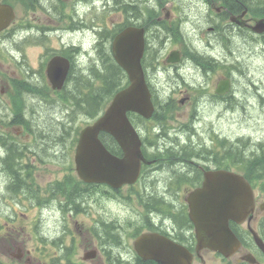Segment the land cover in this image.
Returning <instances> with one entry per match:
<instances>
[{
    "label": "flooded vegetation",
    "instance_id": "1",
    "mask_svg": "<svg viewBox=\"0 0 264 264\" xmlns=\"http://www.w3.org/2000/svg\"><path fill=\"white\" fill-rule=\"evenodd\" d=\"M106 1L114 2V11H119L120 7L125 6L124 13L116 15V21L122 19L126 25L135 24L134 26L145 30L144 64L148 82L160 103L173 105L176 125L174 139H170L168 131L143 132V152L145 150L146 156L150 155L151 158L148 160L151 162L145 166H149L147 169L150 170L147 171V177L145 173L140 183V193L135 194L134 198L129 195L122 199L106 185L83 184L72 178L67 183L71 174L75 176L71 167L72 159L74 160V154L71 155L73 146L70 145H64L70 159L67 174L54 179L49 176L47 184L42 186L40 174H37L38 169H46L45 159L51 160V153L57 155L51 151L55 147L61 150L63 145L46 146L42 143L45 139H41L42 142L37 148L35 133L24 135L22 131L15 137L21 145L13 147L17 154L13 166L18 168L19 172L12 168L10 175L11 179L13 177L11 183L15 182L17 185L10 187V191L2 200L4 202L8 199L15 206H20L19 202L26 204V195L38 192L45 198V208L29 209V214L15 208H3L0 218L4 228L24 235L23 250L30 242L37 245L27 251L32 255L29 257L30 264H139L136 254L131 253V248L134 237L142 232H157L195 254V231L187 218L183 201L182 204L180 202L179 192L174 193V189L181 186L179 179H186L193 184L200 178L202 171L230 168L247 176L253 187L255 208L250 226L264 237V140L262 143H253L246 148L241 147L238 151L227 153L222 145L227 139L226 134L212 135L209 127L205 150L211 157L208 164L202 165L192 156L193 151L188 143L189 131L184 123H179L180 108L192 105L196 100L194 94L190 93L192 85L187 76L192 66L185 64V59L176 64L168 63L167 57L173 51L178 52L182 58L188 55L191 40L185 27L187 22L177 23L178 13L174 3L147 0ZM201 2L213 7L220 15V24L208 29L212 33L207 38L201 33L205 43L204 64L196 67L197 72L203 75L202 85L206 90L204 99L210 112L217 111L221 121L223 114L230 111H235L233 115L238 117L240 108L235 105L244 103L254 106L258 117L264 115V34H255L251 30L250 26L254 24L255 18H246V23L239 18L243 12V0H221L220 4L213 0ZM77 3L91 23L96 27L100 26L97 16L93 13L94 9L90 10L97 0H29L31 35L27 38L17 36L15 51L22 56L26 55V50L20 49L19 45L27 43L29 48H36L43 52V55L77 57L84 54L90 57L101 54L99 43L105 47L107 42H110V33L104 30L102 36V33L96 32L92 36L81 35L76 25L82 19L79 17L82 11L79 12L80 9L74 7L72 19L67 15L71 6ZM18 8L22 10V4H18ZM22 12L24 13L23 10ZM37 43L49 46L36 45ZM13 52L14 50H7L6 54L16 58ZM3 69L4 65L0 63V73ZM168 69L173 71L174 80L172 93L165 97L158 87L157 72L167 75ZM225 79L230 81L231 89L228 93L220 95L216 92L217 86ZM228 109L230 111L227 113ZM183 118L184 122L189 119L186 116ZM256 126L258 137L264 138V117L261 121L256 120ZM238 133L240 134L236 137L245 136L241 130ZM170 152L173 154L170 155ZM188 187L184 189L187 190ZM3 189L5 190L6 186ZM162 194L165 195V201L162 198L161 200L165 203L153 207L152 203L147 201L150 196ZM31 199L33 203L37 200L36 196ZM113 224L118 226L115 245L107 241V237L112 239L107 232ZM248 227V223L240 226L242 230ZM10 239L15 242L14 238ZM40 239H43V242ZM17 248L19 249V245ZM254 251L258 252L256 249ZM254 251L244 247L232 258L217 261L219 264H251L243 257ZM93 255V258H85ZM257 260L258 264H264V258H260L258 254ZM193 264L207 262L200 254H196Z\"/></svg>",
    "mask_w": 264,
    "mask_h": 264
},
{
    "label": "water",
    "instance_id": "2",
    "mask_svg": "<svg viewBox=\"0 0 264 264\" xmlns=\"http://www.w3.org/2000/svg\"><path fill=\"white\" fill-rule=\"evenodd\" d=\"M13 18V9L0 4V30L5 28ZM255 30L262 32L264 21L259 22ZM113 51L116 61L128 73L131 84L113 98L102 117L82 132L77 151V162L79 174L84 179H98L118 186L135 181L141 168V142L127 117V112L135 111L145 117H150L153 106L140 64L143 53L142 32L135 29L123 31L116 38ZM68 68L69 63L65 59L57 58L50 63L48 76L55 89L62 88ZM101 132H107L117 140L124 151V158H116L106 151L99 140ZM225 176L230 178L231 175L228 173ZM231 181L229 180V184ZM208 190L209 184L206 180L204 188L191 197L192 216L200 232L215 225L214 216H212L215 201L209 202L207 199L209 198L206 195ZM220 226H225V223ZM208 244L222 252L227 250V247L219 241H211Z\"/></svg>",
    "mask_w": 264,
    "mask_h": 264
},
{
    "label": "rangeland",
    "instance_id": "3",
    "mask_svg": "<svg viewBox=\"0 0 264 264\" xmlns=\"http://www.w3.org/2000/svg\"><path fill=\"white\" fill-rule=\"evenodd\" d=\"M174 1H178L180 3L183 4V6L186 8L184 10V14L186 13L187 17L189 18V23H187V27L189 28V30H192L194 27H197L199 29V27H206V26H212L213 22L207 21L206 17L207 16V12H206V8L204 6V4L201 2V0H174ZM20 11L21 9L18 8ZM18 13V11H17ZM20 20L21 17L19 15ZM26 18V20L28 19V17H24ZM215 22H217V20H215ZM192 33H195V38L197 40V48H199L201 50V48L203 47V41H201L198 37H197V29H194L191 31ZM193 35V34H192ZM8 40H12L11 37H8ZM0 45L4 48V49H8V50H12V47L10 45L9 42H2L0 43ZM14 55H17V61L20 62L21 64H23L24 62H27V65L29 67H31L34 71H37L40 65V62L43 60V58H41V56H43V52L39 51L36 48H30L26 50V56L27 57H22L20 56V54L15 53V51L13 52ZM91 60H93V58H89V56L86 55H82L77 59V64H78V69H79V73H82L84 70L87 69V67L89 65H91ZM12 62H14L15 64H17L15 62L14 59H12ZM7 63H9V61H5V65L4 66V71L3 74H0V92L3 90L5 81L3 80L4 77V73L9 76V75H14L17 78L21 77V73L19 72V68L17 65L13 64L14 66H8L6 65ZM97 63V61H96ZM97 65H99V63H97ZM9 75H8V74ZM196 78H200V76L198 74H196L195 76ZM80 77H78L79 79ZM164 82V81H163ZM5 99V97H0V101H3ZM58 101H59V97L53 95L52 98L50 99V102H47L46 100L40 99V100H33L32 102V96H28L25 99V104H26V116L29 119V123L30 125L33 127V124H39L40 126H49V131H35V135L38 134L39 132V137L40 136H51L53 134L59 135L57 137H60L61 135H63L64 137L67 136L68 133V127H69V123L70 121L66 122V113L65 111H63L64 105L63 103H61V105H58ZM247 111L244 110V112L242 111V115H244V119L243 118H238L237 116H234V112L235 111H230L228 109L227 113L228 114H223L224 116L222 117L223 120L219 121L220 124H217V116L216 114H212V115H208L207 113V107L204 104H200L197 109L199 110L200 116H201V122H197L196 128L199 129V131L201 132V134H196L194 132H189L188 134V143L190 144V150H194L195 149H199L201 152V158L197 159L198 162L202 165L204 164H208L210 162L209 158L211 157L207 151L205 150V141L207 140L206 134L204 133L205 127L207 126V124L209 123L210 120H212L214 122V126L211 127V130L214 133H221L220 135H223L224 133L226 134V138L224 140V144L223 147H225L227 149V151L231 150H240V147L242 148H246L248 145L245 141L246 137L245 136H240V137H236L238 136L240 133H238L240 130L241 132H243V135L245 132H248V134L252 131L253 126H256V120L258 119H262L264 117V115H260V117H258V114L255 112V110H253L254 112H249L248 114V109L250 110L251 106L247 104L246 106ZM60 112L58 114H56V112ZM238 113H240V111H238ZM55 114V115H54ZM53 116L55 117V119L58 120L57 123H53L52 119ZM248 116H252V119H248ZM225 117V118H224ZM237 117V118H235ZM10 117L8 115L2 116L1 114V106H0V127L2 128V123L1 121H7L9 120ZM85 120L86 118H81V120L78 122V124L80 125L82 123V121ZM239 122V125H241L242 127H238L237 123ZM34 122V123H33ZM234 122H237L236 124ZM67 127V128H66ZM56 129V132H53V130ZM55 131V130H54ZM236 131V132H235ZM11 134L14 135H18L21 134L20 128L18 127H13L12 129H10L8 131ZM255 134L258 137L257 132L255 131ZM208 135V133H207ZM254 139H256L255 137H252ZM260 138V137H259ZM241 141V143H238V141ZM50 142V141H49ZM51 141L50 146H56L54 144V142ZM5 146L6 143L2 140H0V150L1 152H3L5 154L6 150H5ZM36 147L39 148V144L38 142H36ZM62 149L60 150L59 147H55L51 152H55L57 153V155H52L51 153V160L50 159H45L46 162V169H38L39 171L37 172V174H40V184L43 186L45 184H47V179L49 178V176L51 177V179H54L55 177H62V175L67 174L66 173V169L69 166L70 159L66 154V146H61ZM238 148V149H237ZM50 149V148H49ZM37 152V149H35ZM51 150V149H50ZM62 153V156H61ZM1 154V153H0ZM205 157V158H204ZM214 160V158H213ZM2 159L0 158V164H1ZM2 177L6 178L7 181L9 182V191H10V184L11 187H15L17 184L15 182L11 183V181L13 180V177L11 179L10 177V172L8 170H6V165L3 162V164L0 166V186L3 187V180ZM151 198H153L150 203H152V205L155 207L158 204L161 203H165L163 201H165V195L162 194L160 195H153L150 196ZM162 198V200H161ZM20 205H25L21 202H19ZM9 206H13V207H17L15 206V204L10 201V200H2V197L0 198V211L3 210V208H9ZM117 226V224H114ZM118 227V226H117ZM112 233V231L109 229L107 234L110 235ZM107 241L112 244L115 245L117 243L116 240H112L110 237H107Z\"/></svg>",
    "mask_w": 264,
    "mask_h": 264
},
{
    "label": "trees",
    "instance_id": "4",
    "mask_svg": "<svg viewBox=\"0 0 264 264\" xmlns=\"http://www.w3.org/2000/svg\"><path fill=\"white\" fill-rule=\"evenodd\" d=\"M100 60L101 64L98 67L92 68L88 77L85 75L81 76L79 79H72L73 83L78 85L76 88H68L66 90L67 95H63V100L70 105L73 118H75L77 114H83L90 119H95L106 108L113 95L127 84L126 74L117 65L111 55L105 53L100 54ZM200 63L202 64V62ZM79 85L84 86L80 87ZM23 87L34 91L28 84H24ZM21 89L18 90V95H20ZM23 109L24 106L22 102H20L17 116L14 118L15 122L23 123L21 119ZM162 112L163 111L160 110L155 114L154 118H161ZM56 129L57 128H55L53 132H56ZM61 137L64 138L63 135H61L60 138ZM57 139L56 133L48 137L47 141L49 143V141L51 142ZM107 145H111V143Z\"/></svg>",
    "mask_w": 264,
    "mask_h": 264
},
{
    "label": "bare ground",
    "instance_id": "5",
    "mask_svg": "<svg viewBox=\"0 0 264 264\" xmlns=\"http://www.w3.org/2000/svg\"><path fill=\"white\" fill-rule=\"evenodd\" d=\"M230 31V30H229ZM229 35V34H228ZM247 36V35H246ZM248 37V36H247ZM232 38V37H231ZM248 38H250V37H248ZM253 39V38H252ZM232 40V39H231ZM254 40V39H253ZM256 41V40H255ZM237 42V41H236ZM254 42V41H253ZM229 43V42H228ZM252 43V42H251ZM258 44V43H257ZM257 44H256V46H257ZM236 46V45H235ZM260 47V46H259ZM76 59H77V57H75ZM202 60V59H201ZM256 67V66H255ZM252 68V67H251ZM250 68V69H251ZM255 69V68H254ZM257 71H259L258 69H257ZM247 72V71H246ZM251 72V71H250ZM249 72V73H250ZM255 72V71H254ZM257 74V73H256ZM261 76H263L262 74H261ZM261 80V79H260ZM254 82V81H253ZM258 82V81H257ZM260 82V81H259ZM264 82V81H263ZM262 83V82H261ZM260 121L262 120V119H259ZM239 122L240 121H238V123L237 122H234L235 124L237 123V126L238 127H242L241 125H239ZM256 131V130H255ZM257 132V131H256ZM238 143H241V141L239 140L238 141ZM241 148V147H240ZM238 149V148H237ZM5 150H6V152H5V155L7 156L6 157V159L4 160V163H5V165H6V170H8L9 172H10V175H12V168H13V170L15 171V172H19V170H18V168L16 169L15 168V166H13L14 165V162H15V159H16V157H17V154H16V150L12 147V146H10V145H8L7 143H6V146H5ZM224 150L227 152V153H230V151L231 150H229V151H227V149L224 147ZM235 150H233L232 152H234ZM236 151H238V150H236ZM192 156H194V157H196L197 159H200L201 158V152H200V150L199 149H195L194 148V150H193V155ZM205 158V157H204ZM21 178V177H20ZM153 198H151V197H149V198H147V201H151ZM154 207V206H153ZM157 225H159V223L157 224ZM111 231H112V233L110 234V236L112 237V239H114V240H116L117 241V233H118V231H117V226L116 225H111L110 226V228H109Z\"/></svg>",
    "mask_w": 264,
    "mask_h": 264
}]
</instances>
